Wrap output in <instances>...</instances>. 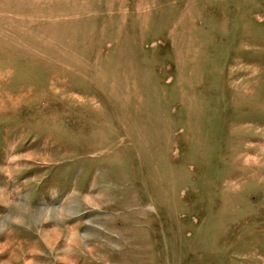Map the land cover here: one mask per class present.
<instances>
[{
  "label": "rangeland",
  "instance_id": "1",
  "mask_svg": "<svg viewBox=\"0 0 264 264\" xmlns=\"http://www.w3.org/2000/svg\"><path fill=\"white\" fill-rule=\"evenodd\" d=\"M0 264H264V0H0Z\"/></svg>",
  "mask_w": 264,
  "mask_h": 264
}]
</instances>
